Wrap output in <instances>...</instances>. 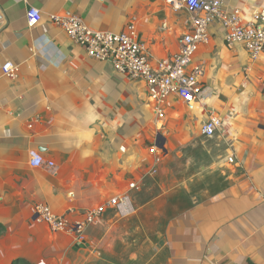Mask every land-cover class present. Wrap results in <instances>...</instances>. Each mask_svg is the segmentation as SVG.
Instances as JSON below:
<instances>
[{
	"label": "crops",
	"instance_id": "1",
	"mask_svg": "<svg viewBox=\"0 0 264 264\" xmlns=\"http://www.w3.org/2000/svg\"><path fill=\"white\" fill-rule=\"evenodd\" d=\"M233 8L247 20L264 0H226ZM31 9L42 17L34 27ZM0 13V264H264V56L253 64L214 23L194 56L210 96L192 106L172 96L157 121L143 80L89 57L54 19L78 16L110 33L134 25L157 65L180 51L185 7L0 0ZM212 114L224 128L208 138ZM32 150L55 167L33 168ZM117 196L129 198V214L108 206L84 244L32 213L45 205L77 221Z\"/></svg>",
	"mask_w": 264,
	"mask_h": 264
},
{
	"label": "built area",
	"instance_id": "2",
	"mask_svg": "<svg viewBox=\"0 0 264 264\" xmlns=\"http://www.w3.org/2000/svg\"><path fill=\"white\" fill-rule=\"evenodd\" d=\"M174 8L185 7L190 13L191 25L183 36L178 54L154 65L147 54L145 45L139 40L137 28L129 25L122 33L96 31L88 27L78 16L65 19L55 18V24L62 27L72 41L83 47L92 59L111 63L115 70L133 80L146 83L149 99L154 103L153 111L157 121L166 117L165 103L172 96H177L187 105L202 102L211 91L203 86L204 68L194 63V56L202 44L209 42L210 28L218 22L224 29L229 45L242 44L253 64L264 56V10L254 13L245 20L242 12L233 8L225 11L226 0H170ZM41 13L31 9L28 13V25L34 27L41 21ZM4 74L14 78L16 68L12 63L3 66ZM223 120L212 114L201 128V134L211 138L222 132ZM156 154V148L150 150ZM234 162V158L229 159ZM155 165L159 159H155ZM54 168L53 162H45L41 154L30 152V165L39 168L43 165ZM136 188V184L131 185ZM110 206L121 216L130 212V200L127 196L114 197L107 205L89 210L83 218L72 221L55 215L48 206L36 205L32 208L33 216L40 223L46 224L53 232L67 233L74 237V242L84 244L87 241V228L100 220Z\"/></svg>",
	"mask_w": 264,
	"mask_h": 264
},
{
	"label": "water",
	"instance_id": "3",
	"mask_svg": "<svg viewBox=\"0 0 264 264\" xmlns=\"http://www.w3.org/2000/svg\"><path fill=\"white\" fill-rule=\"evenodd\" d=\"M5 25V20L3 15L0 13V29Z\"/></svg>",
	"mask_w": 264,
	"mask_h": 264
}]
</instances>
